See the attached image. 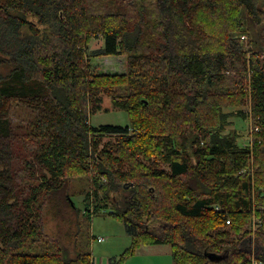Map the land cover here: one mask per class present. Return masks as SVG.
Returning <instances> with one entry per match:
<instances>
[{
    "label": "trees",
    "instance_id": "16d2710c",
    "mask_svg": "<svg viewBox=\"0 0 264 264\" xmlns=\"http://www.w3.org/2000/svg\"><path fill=\"white\" fill-rule=\"evenodd\" d=\"M115 55L127 72L90 70ZM106 95L130 124H89ZM248 99L243 146L225 128ZM77 178L103 201L88 213L87 192L84 214L111 209L132 237L110 264L152 244L173 264H264V0H0V264H94L84 220L74 255L41 244L48 196Z\"/></svg>",
    "mask_w": 264,
    "mask_h": 264
},
{
    "label": "rangeland",
    "instance_id": "374dc122",
    "mask_svg": "<svg viewBox=\"0 0 264 264\" xmlns=\"http://www.w3.org/2000/svg\"><path fill=\"white\" fill-rule=\"evenodd\" d=\"M246 37L248 38V36ZM104 45V38L100 35L91 40L90 50L93 52L99 51L104 47ZM90 66L91 71L109 74H121L127 72L128 61L125 55L92 56L90 58ZM242 109L245 111L246 116H232V122L225 128V133L227 134L230 131H236L240 136L239 142L245 146L252 144L251 141L254 139L255 130L250 114V99H248V101L246 100L244 106L233 109V113H237L238 110ZM22 114L27 116V111H23ZM14 121L24 122V120L18 118V116H14ZM130 123V114L126 110L114 107L111 97L108 95L104 96L101 109L92 114L89 118V124L95 127L108 124L125 126ZM24 124L26 123L24 122ZM117 138L118 135L115 134L98 135L97 140L99 141V148L102 149L106 145L109 146L114 144ZM17 152L24 160L26 159L25 162L32 161L31 151L26 150L22 146H18ZM161 167L168 169V165L166 164H161ZM39 177L40 178L38 179L37 183H46V180H44L41 176ZM89 181L90 179H88V183L86 181L84 183L83 180L77 178L66 183L61 188L53 189V191L48 196L46 205L43 209V223L45 233L50 237H53L55 240H52L49 236L44 235L41 244L53 248L59 243L60 247L65 249L66 253L74 255L73 245L75 243L76 232L79 229L77 220L80 219L84 220V227H86L93 236L92 251L93 257L96 260L102 261L105 258L111 259L115 256H120L131 245L132 237L128 233L127 228L121 219L109 213L111 209L101 208L98 212L93 213L91 217L88 214H84L88 210V208L85 207L87 192L91 193L89 199L90 212L88 213H92L91 210L94 209L93 206L96 203H103V201H99L102 197L100 193V198L95 197L93 193L94 188ZM103 181H106V177H103ZM43 191H45V189L42 190V192ZM73 204L76 206V208ZM108 207H112L111 203H109ZM255 218L256 217H253V219ZM99 236L105 237V240L103 242H99L97 240V237ZM154 245L155 246H143V251H135L137 255L143 256V258H139L137 260V264L169 263L166 259L157 260L155 262L150 261L148 255L152 252L170 250L171 248L167 244ZM36 247L38 246H34V249ZM134 254L130 255L126 259L125 264Z\"/></svg>",
    "mask_w": 264,
    "mask_h": 264
},
{
    "label": "crops",
    "instance_id": "0c3cea01",
    "mask_svg": "<svg viewBox=\"0 0 264 264\" xmlns=\"http://www.w3.org/2000/svg\"><path fill=\"white\" fill-rule=\"evenodd\" d=\"M143 246H150V245H143ZM143 246L139 247L137 249V251L138 250H142L143 251V249H142ZM151 246H155V245L152 244ZM158 248H162V247H158ZM115 257H119V256H115ZM148 257L150 258V261H153V262H155L157 260H161V259H166L169 262L168 264H173V255H172L171 248H170V250H161V251H158V252H152L151 254L148 255ZM139 258H143V256L142 255H137V253H135L132 257H130V259H128L126 264H137V260ZM111 259L110 258H105L104 260L100 261V260H96L94 258V264H110Z\"/></svg>",
    "mask_w": 264,
    "mask_h": 264
},
{
    "label": "built area",
    "instance_id": "2783aa9c",
    "mask_svg": "<svg viewBox=\"0 0 264 264\" xmlns=\"http://www.w3.org/2000/svg\"><path fill=\"white\" fill-rule=\"evenodd\" d=\"M258 128L256 127L255 128V130H257ZM243 145V144H242ZM250 145H252V144H250ZM245 146H247V145H245ZM216 209L217 210H220L221 208H220V206L218 205V206H216ZM227 223H230V220H227ZM260 223H261V219H259V218H255V219H253L252 220V223H251V229L253 230V231H255L256 229H257V227L260 225ZM97 240L99 241V242H103L104 240H105V237H103V236H99V237H97ZM252 264H263L261 261H258V260H256L255 258H254V256L252 257Z\"/></svg>",
    "mask_w": 264,
    "mask_h": 264
}]
</instances>
